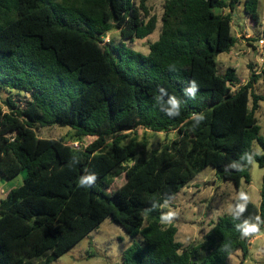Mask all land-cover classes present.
Instances as JSON below:
<instances>
[{"label":"trees","instance_id":"1","mask_svg":"<svg viewBox=\"0 0 264 264\" xmlns=\"http://www.w3.org/2000/svg\"><path fill=\"white\" fill-rule=\"evenodd\" d=\"M241 4L165 0L159 37L143 54L129 42L152 35L157 18L135 0H0V178L26 172L0 199V264H50L106 219L141 237L121 264H229L236 251L247 259L264 231V175L259 205L248 199L238 216L220 215L199 242L184 245L163 219L165 204L206 168L239 189L251 182L252 160L264 167V98L253 91L264 67L240 85L234 67L219 73L217 63L237 42ZM258 8L243 1L252 25ZM112 32L119 41H106ZM173 97L179 115L169 117ZM53 126L69 127L71 141L38 136ZM139 128L176 138L149 149ZM93 173L94 185L78 186ZM245 223L259 231L243 236Z\"/></svg>","mask_w":264,"mask_h":264},{"label":"rangeland","instance_id":"2","mask_svg":"<svg viewBox=\"0 0 264 264\" xmlns=\"http://www.w3.org/2000/svg\"><path fill=\"white\" fill-rule=\"evenodd\" d=\"M243 1L233 13L232 30L237 42L229 53L220 54L217 58L219 73L234 67L240 85L247 83L252 73L261 75V69L264 67V0H259L260 22L256 25H252L245 14ZM164 2L165 0H135L136 5L145 8L149 14L148 18L152 16L157 18V28L152 35L143 40L136 39L134 42H129V46L135 51L147 54L150 44L158 39ZM110 38L115 41L120 40L117 32L106 35V41ZM253 91L264 98V76L254 84ZM6 96L7 94H3L2 98ZM257 118L261 135L264 137V101L261 102ZM137 132L140 139L144 136L148 137L149 149L160 148L162 144L176 138L174 131L151 133L139 128ZM37 134L40 138L70 142L74 132L69 127L53 126L43 128ZM93 140L94 138L88 137L80 145L87 146ZM253 152L255 154L263 152L256 142L253 144ZM250 174L251 182L247 184L242 181L239 189H236L232 182L217 179L211 167L203 170L164 206L167 214L173 213L170 218L178 228L176 239L184 245L199 242L201 229H207L208 225L216 221L220 215L230 213L234 208V201L239 198L241 192L245 191L248 199L258 204L264 167H260L256 161L252 160ZM25 177L26 172H22L11 180L0 178V199L5 198L12 188L20 186ZM124 182V175L116 178L113 188L122 186ZM135 242L140 243L141 237L129 236L120 226L106 219L98 229L50 264H121L123 251ZM250 242L246 260L242 258L240 251H236L230 256L228 263L264 264V231L251 237Z\"/></svg>","mask_w":264,"mask_h":264},{"label":"clouds","instance_id":"3","mask_svg":"<svg viewBox=\"0 0 264 264\" xmlns=\"http://www.w3.org/2000/svg\"><path fill=\"white\" fill-rule=\"evenodd\" d=\"M161 90H163V89H161ZM190 91H191V89H190ZM169 104H170V107L165 109L166 114L169 117L178 116L179 115L178 104H177V101H176V99L174 97L169 100ZM203 118H204L203 116L199 117V119H203ZM96 179H97V176L94 173L90 174V175H87L86 177H80L78 186H80V187L92 186V185H94ZM239 199L241 201H244V203H239L235 207V209H233V213L235 215H237V216L240 213H243L245 211L246 204H247V201H248V196H247L246 193L241 192L239 194ZM172 215H173V213H168L166 216L163 217V219H165V220L170 219V217ZM237 228L241 230L243 236H247L250 233L259 231L258 224H247V223H245V225L237 226Z\"/></svg>","mask_w":264,"mask_h":264},{"label":"built area","instance_id":"4","mask_svg":"<svg viewBox=\"0 0 264 264\" xmlns=\"http://www.w3.org/2000/svg\"><path fill=\"white\" fill-rule=\"evenodd\" d=\"M71 146L74 148H80L81 145L79 142H73V143H71Z\"/></svg>","mask_w":264,"mask_h":264},{"label":"crops","instance_id":"5","mask_svg":"<svg viewBox=\"0 0 264 264\" xmlns=\"http://www.w3.org/2000/svg\"><path fill=\"white\" fill-rule=\"evenodd\" d=\"M260 203V202H259ZM259 203L258 204H256V205H259ZM250 244H251V242H250Z\"/></svg>","mask_w":264,"mask_h":264}]
</instances>
